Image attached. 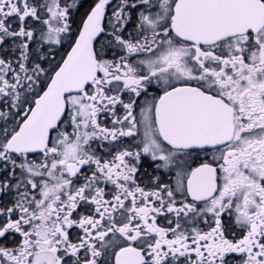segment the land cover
<instances>
[{
	"label": "snow or ice",
	"instance_id": "obj_1",
	"mask_svg": "<svg viewBox=\"0 0 264 264\" xmlns=\"http://www.w3.org/2000/svg\"><path fill=\"white\" fill-rule=\"evenodd\" d=\"M0 264H264V0H0Z\"/></svg>",
	"mask_w": 264,
	"mask_h": 264
}]
</instances>
